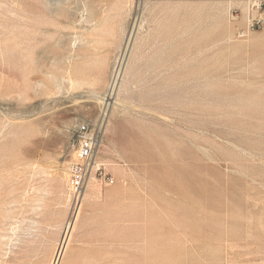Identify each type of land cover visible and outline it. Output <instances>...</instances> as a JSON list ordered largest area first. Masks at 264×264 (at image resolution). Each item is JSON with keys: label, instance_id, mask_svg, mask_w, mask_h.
Returning a JSON list of instances; mask_svg holds the SVG:
<instances>
[{"label": "rangeland", "instance_id": "374dc122", "mask_svg": "<svg viewBox=\"0 0 264 264\" xmlns=\"http://www.w3.org/2000/svg\"><path fill=\"white\" fill-rule=\"evenodd\" d=\"M248 10L0 0V264H264V26L239 36ZM104 111L115 182L81 205L75 127Z\"/></svg>", "mask_w": 264, "mask_h": 264}, {"label": "built area", "instance_id": "2783aa9c", "mask_svg": "<svg viewBox=\"0 0 264 264\" xmlns=\"http://www.w3.org/2000/svg\"><path fill=\"white\" fill-rule=\"evenodd\" d=\"M249 10L239 36L264 26V0H248ZM106 111L94 123L80 122L75 127L73 158L68 165V184L76 203H79L92 178L112 185L114 177L100 159V151L107 126Z\"/></svg>", "mask_w": 264, "mask_h": 264}, {"label": "bare ground", "instance_id": "6f19581e", "mask_svg": "<svg viewBox=\"0 0 264 264\" xmlns=\"http://www.w3.org/2000/svg\"><path fill=\"white\" fill-rule=\"evenodd\" d=\"M48 1V0H47ZM43 2V1H42ZM44 4V3H43ZM46 5V4H45ZM47 10V9H46ZM45 10V11H46ZM48 11V10H47ZM42 13V12H41ZM41 13H39V14H41ZM44 13V12H43ZM43 13H42V15H43ZM54 13V12H53ZM51 14V13H50ZM55 14V13H54ZM49 15V14H48ZM56 15V14H55ZM40 16V15H39ZM44 16H47L46 14L44 15ZM43 16V17H44ZM42 17V18H43ZM46 18H48V17H46ZM49 18H51V16H49ZM52 19H54V18H52ZM68 80H69V82L73 85V86H77V84H79V81H77V79H75V77L73 78L72 76H69V78H68ZM104 159V158H103ZM107 165H112V166H117L115 163H113V162H110V160H108V163H107ZM114 168V167H113ZM118 168V167H117ZM116 170V169H115ZM116 171H119V173L118 174H120V173H123V169H121V168H118V170H116ZM116 174V173H115ZM67 176H68V173H67ZM99 182H98V180L97 179H95V178H92L91 179V181L89 182V184L87 185V188H86V190H85V193L83 194V198H82V202H81V205L82 204H84L83 203V201L84 200H97V199H100V198H104L105 196H103V194L100 192V190L98 189V184ZM69 186V185H68ZM60 193H67L65 190H64V188H61V190H60ZM112 193V192H111ZM63 195V194H62ZM69 201V200H68Z\"/></svg>", "mask_w": 264, "mask_h": 264}]
</instances>
